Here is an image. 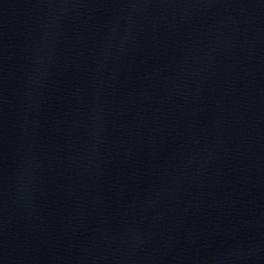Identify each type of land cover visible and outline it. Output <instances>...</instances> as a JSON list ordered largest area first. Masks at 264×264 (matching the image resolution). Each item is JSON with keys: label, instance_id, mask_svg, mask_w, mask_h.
<instances>
[{"label": "water", "instance_id": "water-1", "mask_svg": "<svg viewBox=\"0 0 264 264\" xmlns=\"http://www.w3.org/2000/svg\"><path fill=\"white\" fill-rule=\"evenodd\" d=\"M0 264H264V0H0Z\"/></svg>", "mask_w": 264, "mask_h": 264}]
</instances>
